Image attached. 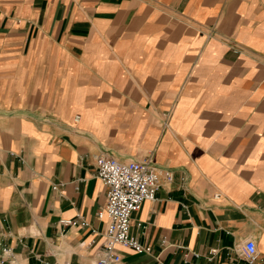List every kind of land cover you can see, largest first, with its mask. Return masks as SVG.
Instances as JSON below:
<instances>
[{
  "label": "crops",
  "instance_id": "0c3cea01",
  "mask_svg": "<svg viewBox=\"0 0 264 264\" xmlns=\"http://www.w3.org/2000/svg\"><path fill=\"white\" fill-rule=\"evenodd\" d=\"M102 154L161 175L122 264H264V0H0V264H95Z\"/></svg>",
  "mask_w": 264,
  "mask_h": 264
},
{
  "label": "built area",
  "instance_id": "2783aa9c",
  "mask_svg": "<svg viewBox=\"0 0 264 264\" xmlns=\"http://www.w3.org/2000/svg\"><path fill=\"white\" fill-rule=\"evenodd\" d=\"M96 165V176L108 186V193L106 203L98 213L100 218L107 217V228L102 254L95 264H122L119 246L132 248L138 253L150 250L131 235L130 228L133 214L141 209L143 203L156 200L161 175L149 160L122 161L102 154L97 157ZM165 176L168 181L173 180L171 171H167ZM62 223L73 224L74 220H63ZM242 255L249 263L255 262L257 247L253 239L247 240Z\"/></svg>",
  "mask_w": 264,
  "mask_h": 264
}]
</instances>
